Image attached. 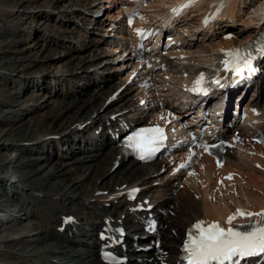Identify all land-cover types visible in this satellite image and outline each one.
<instances>
[{
	"label": "bare ground",
	"instance_id": "6f19581e",
	"mask_svg": "<svg viewBox=\"0 0 264 264\" xmlns=\"http://www.w3.org/2000/svg\"><path fill=\"white\" fill-rule=\"evenodd\" d=\"M58 1L68 2L69 0H55V3ZM77 1H82V0H76L75 2L73 0L72 2L75 5ZM94 1L96 0L88 1V6H90L91 2H94ZM170 1H174V0H159L157 4L162 5L164 2H170ZM244 1L245 0H231V2H228L227 5L229 7V10L227 12V16L231 19V21L234 20L235 18L237 19V17L239 16L237 14V10H238L237 7L240 5V3H244L242 8L245 11L246 9H250L252 7L250 9V12L249 11L247 12L248 15L245 16V19L243 18V20H240V23L241 24L243 23L242 25L244 27V30H247V31L251 30V32L252 31L254 32L255 27H256V24H255L256 15L263 9L264 0H247L246 2ZM18 2H20V0H15V3H18ZM254 2H258L259 4L253 7ZM107 6L108 5H105V8ZM76 9L78 8L71 9L69 14L72 15L74 18H76L78 15L85 16L84 14H81L82 12L80 10H76ZM82 9L85 10L86 8H82ZM110 11L111 9L106 10L108 14L107 16L110 15ZM44 17H47V16H44ZM106 18L107 17L97 18L95 20V25L103 26V23L107 20ZM220 25L221 27L217 31V33L220 35L216 36L217 40L213 42L212 45L207 46L208 50H210L212 46H227L231 44L232 42H234V40H237L235 37L237 33H235L234 31H231L232 26L230 23L225 22ZM223 27H226L230 32H233L235 34L234 38H230V39L221 38L223 34L222 33L223 31L221 30V28ZM244 30L243 31L240 30L238 34L244 32ZM84 33L89 35L93 32L85 30ZM250 33L245 34V36H249ZM54 35L55 36H52L50 38V42H52V45H56L57 40H58L57 35L56 34ZM82 38H80V40ZM93 39L95 40H92V39H90L91 41L88 40V42L90 41V44L88 45L87 48L83 50V52L81 49H78V50L73 49L72 55L64 56V59L67 62L66 65L64 64L66 68L64 72H67V75L70 76L69 77L70 81H72L70 86L68 85V88L72 87L71 92L68 91V93L65 96H61L59 99L54 100L52 103V110L49 112V114L43 116L42 118H40L38 121H35L34 123V127L36 128V131L40 132V134L47 135V138L49 136L56 135V138L54 139L48 138L49 143H52V141H56L58 144L62 146L66 145L68 147L67 143L69 144L70 142L78 139L75 137V133L79 132V130H75V129H77V126L80 123L89 119L90 122L88 124H85V128L81 130L90 129L91 131H93L100 124L103 117L107 116L108 114L112 112L119 111L122 108H124V107H121L122 104H129V105L131 104L130 95L127 93L128 87H125L124 90L119 93L118 99L116 101L110 102L107 105H103V102L106 96L120 84V83H116V79H114L115 77L114 75H117V73H112V74L109 73L110 71L112 72L113 70L116 69V67L118 66V63H117L116 54L114 56V53H113L114 49H108L107 47L109 44V41L106 38L96 36ZM39 48H42V47L39 46ZM95 50H97V52L99 51V53H93V51ZM22 52L23 50L21 48H19L17 51L18 55L22 54V57H23ZM186 52L190 55H194L192 54V51L188 50ZM201 52L203 51L201 50ZM194 56H198V58H201V59L204 57V56L201 57V55H198V54ZM49 57H50L49 55H42V54L39 56L33 55L32 57L29 58L28 65L32 68L33 71L36 69L45 71L50 66V63L48 62ZM9 68L7 67L4 69H6V71H10L11 68L10 69ZM108 68L110 70H107L105 74L102 73L104 69H108ZM48 73H50V71H48ZM91 76L92 78L94 77V82L96 84H93V82H91L92 80V79L90 80ZM81 79H83L82 82L80 81ZM67 80L69 79L68 78L66 79V85H67ZM79 82H81V84H79ZM97 85H100L101 87L98 89ZM171 88H174V86L170 85V89L164 91L162 94L167 96L168 93L171 91ZM84 95H86V97H83ZM13 102H15L14 99H13ZM46 104L47 103L45 102L43 105L40 104L39 106L46 107L47 106ZM27 112L29 113L31 111L26 110L25 113L27 114ZM29 132L30 134L31 133L34 134L33 128L32 129L30 128ZM100 137L102 139L100 143L99 141H97V139H95V141L90 140L89 142L91 144V147L86 146L84 148H79L77 153H74L73 151L71 152L63 151L66 153H62V155L56 159L52 157L53 155L47 153L45 155V158L43 159V163L48 162L49 163L48 166L51 167V171L45 170L47 176L50 177L52 175H58L62 177V178L60 177L62 184L60 185L59 191L63 192V195L67 196L70 204H77L80 206V208L83 210L84 219H87V218L89 219L90 216H94V215L97 217L98 216L101 217L107 213H111L114 211H115L114 212L115 216L119 217V214L122 213L121 208L119 206L122 203V198L121 196L118 195L119 190H121L118 187L119 185L123 183H126V185L143 184V183L145 184V183H150L153 180H157V177H150V174H152L153 172H156L158 168V167H154L153 169L149 171L152 163L141 164V163H136L130 160L120 159L119 160L120 164L114 170H110L112 161L116 160L117 153L111 142L109 141L106 142L105 137H102V136ZM54 149H58V147ZM65 156H68V157H65ZM228 162L237 166L243 174H248V172L250 171L253 172L250 174L257 173L260 177L257 174L255 175L258 176L259 182H261L262 184L264 183V177L261 176V174L258 171L253 169L252 166L245 159L241 160V162H238V160L235 161L233 157H229ZM209 167H210V163H209ZM78 170L86 172V173H83L82 175L87 178L86 181L84 180V178H82L81 180L80 178H78V176L75 177V171H78ZM35 173H36V170L33 168L29 169L27 172L28 175L35 174ZM70 173H72V175H68ZM112 175L116 177L113 179L106 180L107 176L110 177ZM91 180H93V185L89 188L90 189L89 192L107 189V193L98 194L99 196L97 197L94 196L95 200H90L88 198V195L84 192L88 191L87 190L88 187H86L85 185L88 184L87 181H91ZM168 186H169V182L167 181H165L162 184V186L159 188H154L153 186L150 185L148 192H152L154 190L156 192L164 191L168 188ZM259 186L261 185L256 182H253L250 180L244 181L243 183L237 186L238 198L233 199V201L237 200L240 202H247L249 204L254 205L255 207L264 205V191H262L260 194L253 195V194H250L249 189H246V188H254L256 191H258L260 189ZM181 187H182L181 188L182 190H179V191H182L183 193L176 194V197L174 199H170V201H166L164 199L165 197L158 196L157 193L155 196V197H162L159 203L160 206L170 207L171 210L173 211L172 216L168 215L166 218L163 219V223L166 224V228L164 229L161 235V240H162V244L167 246L169 249L167 253V258L172 257L173 254L175 253V248L173 247V245L177 243L176 237L181 235V233L183 232L184 226L188 223L189 220L196 219L198 217H206V218L222 217L226 211V201H223L221 202L222 204H218V205L209 204L202 198V191L199 188L195 187L193 184L189 183L187 187L189 189H193V195L196 194L197 199H194L193 197H191V195H189V192L187 191L188 188H184L185 187L184 185H182ZM49 189L52 190L51 187ZM165 196L167 198V196H169V193H165ZM108 201H113L114 205L113 206L108 205L109 207L105 206L106 204H108ZM72 208L70 206L66 212L62 210L60 214H73L74 216H76ZM112 209L114 211H112ZM55 219L57 221V218ZM77 219L82 220L80 216ZM167 219L171 220L170 223H166ZM123 221L124 223L126 222V224L130 225V218L128 216H125ZM58 222H59V219H58ZM86 222L88 221L86 220ZM49 223L52 226V222H49ZM88 225L90 227L89 228L90 232H93L95 231L97 227V221H94V222L90 221ZM19 228L21 227L17 226V228L14 230L16 231V234L18 235V237L21 236L18 234ZM52 228L53 230H55L54 226H52ZM42 229H43V226H42ZM66 229H71V226L67 227ZM170 230H173L174 234H170ZM42 231L44 232V230ZM90 232L88 236H91V237L90 238L88 237V239L91 241L90 243H92L93 239H92V234H90ZM37 235L39 236V232ZM1 237L3 238L2 241H4L5 236L3 237L2 235H0V239ZM8 237H5V239ZM19 242L20 241L18 239H14V238L6 240V243L10 244L11 246L18 244ZM71 244H77V242L71 243ZM88 246L92 248L94 252L93 245L89 244ZM59 248L62 249L64 248V246H60V245L56 246V250H58ZM78 250H76L75 246H72L69 250H63V249L58 250L59 255L61 257L56 259V261H58L56 262V264H62V262H64L63 264H98L97 260L93 256L94 253H90V254L81 253ZM64 258H66L65 261H64ZM19 262L20 264H24L21 260H19ZM129 264H157V262L155 260H151L150 262L141 261L138 263H129Z\"/></svg>",
	"mask_w": 264,
	"mask_h": 264
},
{
	"label": "rangeland",
	"instance_id": "374dc122",
	"mask_svg": "<svg viewBox=\"0 0 264 264\" xmlns=\"http://www.w3.org/2000/svg\"><path fill=\"white\" fill-rule=\"evenodd\" d=\"M46 1L47 0H38V1L37 0H20V2L15 3V0L14 1L13 0H0V58H1V60H0L1 66L0 67H2V68H0V208L1 209L2 208L8 209V207L18 206V207L26 210L27 214L30 212V214L27 216V218H22L20 220V223L22 225H18V227H21V228L23 227L25 230H28L27 226H29L30 228L27 231L29 233H34L36 231L38 232L40 229L39 227H41V230H42V226H40V224L45 223V221H47V220L49 222H52V226H54L56 228V226L59 224V222H58L59 217L56 215L52 216L53 212L56 211V213H61L62 210L66 212L67 209H69L70 205H71V208L73 207L72 204L69 203V199L67 198V196L63 195V192L59 191L60 185L62 184L61 179H60L61 176L52 175V176L48 177L46 172H45V170L51 171V167L48 166L49 163L48 162L43 163V159L45 158L44 150H45V148L46 149L48 148V150H50V147H47L43 144H39V142H36V140L42 136V137H44L42 139V141L47 142L49 145V141H48L49 139L47 138V135L40 134V132L36 131V128L34 127V123H35V121H38L43 116L49 114V112L52 110V103L54 100L59 99L61 96H65L68 93V91L71 92V89H72V87L68 88V81L70 80V78H69L70 76L67 77L69 80H67V85L65 86L64 81H60V79L57 80V79L49 78V77L44 79L45 76H47L48 71H50V73L53 72L52 74H54V75H59L61 70H62V72H64V70L66 69L65 65L67 64L66 60L64 59V56L72 55L73 49H76V50L81 49L83 52V50L88 47V45L90 44V41H91L90 40L88 42L87 46L85 47V44L83 43L85 37L83 36V38L81 40H79L82 43H79L78 40H76V42H78L76 47H74L73 45H71V46L68 45L66 53L64 55H62L66 49L64 47V44L66 45L68 40L71 39L70 36H74V35L79 33L77 30L78 27L75 26V24H72L73 22L72 23H70V22L66 23L67 20H69L68 19L69 17H73L72 15L69 14V12L71 11V9L77 8L76 6H79L77 4L79 1H77L74 5V3L72 2L73 0L72 1L69 0L68 2L67 1L66 2H64V1L59 2L58 1L56 3H55V0H48L47 2L51 4V5H49L50 8H53V9L54 8H60L61 9V12H60L61 14L58 13V15H60V16H56V15L51 16L49 9L47 11L36 9V8H39L42 6H44V7L48 6V5H44V4H47ZM75 1L76 0H74V2ZM65 3L67 4L66 6H64ZM62 4H63V6H62ZM243 4L244 3H241V7L243 6ZM69 6H71V7H69ZM80 7L86 8L85 10L89 11V8H87V7H89L88 1L84 5H81ZM31 9H35V10H33L29 13V17L31 16L30 19H33V17L37 15V17H35L33 19V21L36 23V28L38 27L40 30V33L43 34V36H41L42 38L39 35H37V37L41 38L39 42L35 41L36 39H33L34 37H32L33 41H31V37L26 39L25 35L23 33H21V32H24L25 34L30 35L31 32L25 31L27 29V26H29L28 27V29H30L29 31L39 33V31H37V29L34 27V25H33L34 23H31L29 25H25V23L28 24L30 19L28 18L27 14L23 15V13L24 12L28 13V11H30ZM241 9H243V8H241ZM55 10H57V9H55ZM76 10H79V9H76ZM81 12H82L81 14H84L83 13L84 11H81ZM249 12H250V10H249ZM43 15L47 16V17L43 18L44 17ZM61 15L66 17L63 21L61 19ZM246 15H248V13ZM49 16H51V19L53 18L55 20H53V21L51 20V22H50ZM40 17H42V18H40ZM58 17H59V19H58ZM81 17H82V15H78L76 18H81ZM46 18H49V19L47 20ZM244 19H245V17H244ZM72 20L73 19L71 18L70 21H72ZM56 21L58 23H63V24L66 23V24L65 25H59V24H57ZM19 23L21 24L20 27L18 26ZM47 23L54 25V27L57 28V30L59 32H60L61 28L64 26H65V30L67 32L71 31V33H67V36L64 38L65 39V40H63L64 43L61 46H56L54 48V50H52V46H55V45H52V42H50V38L52 36H55L54 34H56V32L53 31L51 34H46V32H43V30H46L45 26L47 25ZM15 25H16V27H18V30H19V28H23L24 30L20 29L21 32H18L17 28L14 30L13 27H10V26H15ZM31 25H33V26L31 27ZM25 26H26V28H25ZM224 29H227V28L226 27L221 28L222 31ZM240 30L243 31L244 27L241 26L239 28H236V30H233V31L238 34ZM48 31H52V30L48 29ZM250 32H251V30L247 31L246 34H249ZM92 35L94 36L93 33L89 34V36H92ZM235 37H236V39H238L237 36H235ZM92 40H95V39H92ZM41 41L44 43L42 44ZM57 42H58V40H57ZM85 42H86V40H85ZM217 42H219V41H217ZM32 44H33V46H32ZM49 44H51L52 46H50ZM72 44H73V41H72ZM82 44H83V46H82ZM34 46H36V47H34ZM39 46H41L42 48H39ZM77 46H78V48H77ZM19 48H21L23 50V52H22L23 57H22V54L18 55V53H17ZM204 48H207V46H204ZM93 53H99V51L97 52V50H95V51H93ZM198 53H202L201 50H196V51L192 52V54H194V55H197ZM41 54L50 56L48 59L50 66L47 70H45L46 72L39 70V69L36 71L35 70L33 71L32 68L28 65L29 64V58L32 57L33 55L39 56ZM13 58H15L16 60ZM3 67L4 68L10 67L11 69L9 68L10 71H6V69H4ZM28 68L31 69L32 70L31 72H34V73H39V72L46 73V75L42 74L41 77H39V78H42V80L44 79L45 85H47V86H44V90L42 88V85H40V82H41L40 79L37 82V86H35L36 85L35 81L38 80V76H36V75L33 76L34 73L32 74L30 72V74H32V76L23 77V75H26L25 70H27ZM1 69H3V71H1ZM11 70H13L14 72ZM4 72H7V73H4ZM12 72L13 73L16 72L15 75H11ZM109 73L112 74L111 71ZM63 74L64 73H62V75ZM9 75H11V77ZM62 75H59L58 77L63 78ZM117 75H114L115 76L114 79L117 78ZM6 77H8L9 79H7ZM61 80H63V79H61ZM81 80L83 81V79H81ZM90 80H91V82H93V84H96L94 82V77L92 78V76H91ZM47 83L52 84L53 87L50 89V85H48ZM32 84H34V86ZM79 84H81V82ZM31 85H32V87H31ZM97 86H98L97 88L99 89V85H97ZM36 87L38 89H36ZM47 87H48V90L50 89L51 91H53V89H54V91H53L54 93L51 97H48V96L51 95L52 92H50V94H49V92L45 91V88H47ZM61 88L63 91L65 88L66 89L64 92H62V90H59L60 92H57V89H61ZM19 92L21 94H19ZM56 94H59V96H60L57 99H55ZM83 97H86V95H84ZM13 99L15 102H13ZM45 102L47 103L46 107L45 106H39L40 104L43 105ZM38 108H40V109H38ZM26 110L27 111L30 110L31 112H29V113L27 112V114H26L25 113ZM30 128L31 129L33 128L34 134L33 133L30 134V132H29ZM83 128H85V125L82 127V129ZM80 130H79V132H80ZM27 141H30V142L34 141L33 144H39V145H35L32 147H31L32 144H29L30 146L16 145V144H23L22 142H27ZM54 142H56V141H52V143H54ZM7 144H8V146H4ZM12 144H14V145H12ZM60 146H62V145H60ZM53 147L56 148V146H53ZM53 147H52V149H53ZM88 147H91L90 142H89ZM81 148H84V147H81ZM59 151L60 150L56 149V152H54L55 156L53 158L56 159V158L60 157L62 155V153H66L63 151H67V152L73 151L74 153H77L78 149H71V148L67 149V146H66L65 150L60 151V152ZM46 154L47 153L45 152V155ZM51 155H53V154H51ZM65 157H68V156H65ZM36 159L38 160V162L36 161ZM24 162H26V163H24ZM22 164H24V165H22ZM31 168L35 169L36 173L28 175L27 172ZM83 173H86V172H83L80 170L75 171V177L78 176V178H80L81 180H82V178H84V180L86 181L87 178L85 176H82ZM68 175H72V173H70ZM3 177L9 178V180L6 181ZM115 177L116 176H114V175H112L110 177L107 176L106 180L113 179ZM87 182H88V184L85 186L88 187V189H87L88 191H86L84 193H86L88 195L89 199L95 200V197L99 196L96 193L97 190L94 192L93 191L89 192L90 191L89 188L93 185V180L87 181ZM4 187H5L6 192L3 191ZM50 187L52 188V190L49 189ZM20 188L23 191H21ZM31 190H34L35 193L41 192V194H39V195H41V198L36 199L35 197H33L31 195ZM53 191L57 192V193L59 192L60 196H65V199L66 198L67 199L62 200L63 197H60L59 199L52 201L51 198L44 196L46 194H50ZM53 196H51V197H53ZM55 196H58V195H55ZM164 199L166 201H170V199H168V196H167V198L165 196ZM116 200H118V199H116ZM66 202L68 204H70V205L67 204L68 207L66 206V204L63 205ZM24 203H26V204H24ZM61 205H63V206H61ZM107 205L113 206L114 203H113V201H108ZM58 206H61V207L58 208ZM21 212L22 211H20V213ZM0 215H5V214L3 213V211L0 210ZM54 217L57 218V221ZM14 218H18V217H14ZM51 218H52V220H51ZM170 221H171L170 219H167L166 223H170ZM84 224H85V221L83 220V223H81L80 225H84ZM49 226L51 227L50 229H49ZM52 226L50 223H49V225H45L46 230L47 231L50 230L51 234L53 233L52 235H57L56 230H53ZM14 232L15 233L12 234V231L11 232L7 231L4 235H2L3 237L9 236L6 239L4 237L5 242L2 241L3 240L2 237L0 239L1 240L0 244H2L3 246L7 245L5 247V249H9L10 251L11 250L16 251V249L19 248L18 245H20L22 243V240L25 238L24 236L18 237V235L16 234V231H14ZM75 232L77 233L78 231L75 230ZM40 233L41 232H39V234ZM40 236L37 237L36 235H31L27 238L29 240H27V243L25 244L24 247L26 248V250L33 247V251L32 250H30V251H32L31 253L35 254L36 256L35 257L29 256L26 258V261L37 262L38 255L40 254V251L42 250V251L46 252L49 249L47 247V245H45V239H47V241H46L47 243H49V241H50L49 240L50 238H48V234L43 235V233H41ZM79 237L80 236H75L74 239L78 240ZM11 238L18 239L20 242L18 244H15L14 246H11L10 244L6 243V240L11 239ZM38 238L39 239L41 238V240H37V242H32V241H36V239H38ZM3 248L4 247H2L0 245V263H2L4 261L10 262V261H12L13 258H14L13 259L14 262L16 261L15 259H17L18 261L21 259L22 256L18 257L15 253L9 254V252H5L7 254V256L12 258V259H6L7 257L2 253ZM62 249L59 248L58 250H62ZM63 250H65V249H63ZM90 251H91V253H94L92 248H90ZM93 256H94V254H93ZM4 257H6V258H4ZM65 259L66 258H64V261H65ZM63 263L64 262H62V264Z\"/></svg>",
	"mask_w": 264,
	"mask_h": 264
},
{
	"label": "snow or ice",
	"instance_id": "6c2138e0",
	"mask_svg": "<svg viewBox=\"0 0 264 264\" xmlns=\"http://www.w3.org/2000/svg\"><path fill=\"white\" fill-rule=\"evenodd\" d=\"M174 12L179 9H173ZM131 24V17L129 18ZM141 32L143 30H137ZM224 51V50H222ZM229 59L222 61L225 68H230L236 75L242 74L244 69L251 71L252 56L246 53L243 48L231 49L227 51ZM149 67H151L149 65ZM220 84L219 79L213 81ZM204 84V74L202 73L194 81L192 91L207 92ZM163 130L159 126L139 129L128 136L126 147L132 149L139 155L140 159H147L159 150V142L164 139ZM198 147L208 151L210 148L219 145L207 143L200 144ZM191 155V153H190ZM185 165H181L184 167ZM231 178V174L229 177ZM135 191V190H134ZM236 216H256L260 219L249 222L247 225L231 226ZM226 223L229 227H221L219 223L213 222L207 227H202L204 221H197L188 230L187 238L182 245V262L186 264H237V258L250 257L257 253H264V210L258 213L245 212L237 209L236 213L230 214ZM193 229L196 231L193 232ZM106 259H110L112 264H121L115 257L106 254Z\"/></svg>",
	"mask_w": 264,
	"mask_h": 264
}]
</instances>
